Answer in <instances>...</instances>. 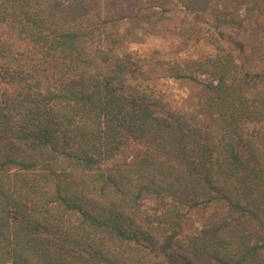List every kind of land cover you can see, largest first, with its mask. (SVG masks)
Masks as SVG:
<instances>
[{"label": "trees", "instance_id": "1", "mask_svg": "<svg viewBox=\"0 0 264 264\" xmlns=\"http://www.w3.org/2000/svg\"><path fill=\"white\" fill-rule=\"evenodd\" d=\"M51 1L0 0V264H264V95L249 94L264 72L242 70L225 32L250 28L264 59V0H117L94 24ZM170 5L175 52L212 53H119L106 24L155 26ZM158 79L199 85L198 111ZM214 204L222 219L184 231Z\"/></svg>", "mask_w": 264, "mask_h": 264}, {"label": "rangeland", "instance_id": "2", "mask_svg": "<svg viewBox=\"0 0 264 264\" xmlns=\"http://www.w3.org/2000/svg\"><path fill=\"white\" fill-rule=\"evenodd\" d=\"M117 0H52L48 5V10L53 13L67 14L69 21L81 24L84 22L99 23L109 21L110 18H117L115 7ZM171 7V5L169 6ZM172 11L158 14L165 19L158 20V24L153 26L152 19L135 24L131 19H115L113 23L106 24V30L113 26V30L123 41L119 50L120 54L129 51H139L148 53L151 50H158L167 59H187L195 58L202 54L212 53L210 46L203 42L189 45L183 52H175L178 46V29L184 14L180 8L173 5ZM139 14L149 16L151 11L142 10ZM226 42L233 50L237 62L243 71L264 72V59L260 57L257 49V34L250 28L247 30L226 29ZM238 44L243 48L239 49ZM94 45L90 44L92 50ZM204 80H207L203 78ZM155 85L164 94L165 101L173 108L184 113L191 114L198 111L197 93L200 86L189 80L158 79ZM252 96L264 95V83L252 86L249 91ZM253 126L244 127L239 134V142L242 143L246 132ZM225 216V211L219 204H214L208 208L198 209L190 212L183 220L185 232H196L204 228L205 222H217Z\"/></svg>", "mask_w": 264, "mask_h": 264}]
</instances>
